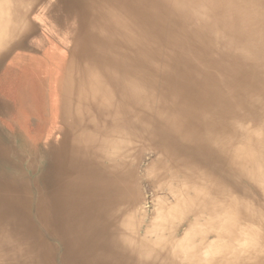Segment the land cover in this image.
<instances>
[{
	"label": "bare ground",
	"instance_id": "bare-ground-1",
	"mask_svg": "<svg viewBox=\"0 0 264 264\" xmlns=\"http://www.w3.org/2000/svg\"><path fill=\"white\" fill-rule=\"evenodd\" d=\"M4 117L0 264H264V0H0Z\"/></svg>",
	"mask_w": 264,
	"mask_h": 264
},
{
	"label": "rangeland",
	"instance_id": "rangeland-1",
	"mask_svg": "<svg viewBox=\"0 0 264 264\" xmlns=\"http://www.w3.org/2000/svg\"><path fill=\"white\" fill-rule=\"evenodd\" d=\"M48 46H49V41L45 38V36L41 35L40 33H38L35 36H33L32 38H30V41H29V51H30V54H33L36 57L35 59L38 58L37 60L43 61L45 63H46V61L43 58H41V57H42L43 50L47 49ZM35 54H37V55H35ZM9 119H10V117L0 118V120L1 121H4V122L7 121V120H9ZM4 134L7 135L6 132ZM34 134H36V132H34ZM43 142H44V139L35 148L36 151L33 152L31 154V156H36L37 151L42 146Z\"/></svg>",
	"mask_w": 264,
	"mask_h": 264
}]
</instances>
